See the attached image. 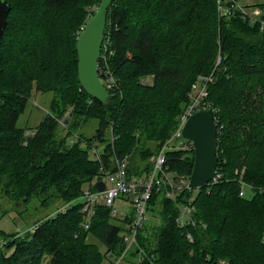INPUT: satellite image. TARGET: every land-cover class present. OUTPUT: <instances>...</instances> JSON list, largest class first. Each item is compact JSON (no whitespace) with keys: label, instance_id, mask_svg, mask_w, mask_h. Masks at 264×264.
Here are the masks:
<instances>
[{"label":"trees","instance_id":"1","mask_svg":"<svg viewBox=\"0 0 264 264\" xmlns=\"http://www.w3.org/2000/svg\"><path fill=\"white\" fill-rule=\"evenodd\" d=\"M6 1L10 10L0 38V194L18 203L43 197V205L58 198L64 205L84 188L95 190L94 176L114 172L115 160L122 158L128 176L145 178L151 157L190 102L197 76L212 73L204 101L217 128L220 178L174 198L154 186L147 212L157 209L161 224L153 240L142 234L144 224L133 254L141 257L139 264H264V108L259 110V103L247 109L261 95L249 101L244 95L257 92V79L264 81L259 61L264 31L234 12L223 21L218 39L210 30L215 0H112L103 35L107 57H101L98 73L105 84L100 68L106 60L116 87L103 105L80 85L76 51L77 37L100 0ZM148 76L152 82L142 83ZM45 92L52 93L48 113L25 134L28 128L17 125L19 114L33 94ZM60 118H68L64 135H57ZM91 119L97 120L92 137L76 133ZM173 147L165 152L168 169L189 177L193 146ZM234 166L244 168L241 181L250 186L245 197L239 195L242 182ZM184 204L193 207L194 223L178 222ZM82 207L80 202L65 212L59 207L39 218L32 232L1 230L0 264H101L107 254L120 256L132 210L117 217L97 204L84 229Z\"/></svg>","mask_w":264,"mask_h":264},{"label":"built area","instance_id":"2","mask_svg":"<svg viewBox=\"0 0 264 264\" xmlns=\"http://www.w3.org/2000/svg\"><path fill=\"white\" fill-rule=\"evenodd\" d=\"M217 5L220 15L224 17H228L234 12H239L240 14H242L246 10V5L240 3L239 0H218ZM256 21H258L256 18L251 17V21L249 22L254 25ZM258 22L260 23L259 28L263 29L264 21L260 20ZM101 48H104L105 50H103L104 55H101L100 50L98 63L101 57L103 59H106L107 57L106 51L108 49V40H105L104 42L102 41ZM104 64L102 65V69L100 68V70L104 72L105 76L104 86L106 87L107 91L110 90L114 93L116 81L113 79V77H111V73H109L110 71H108V69H104ZM211 78L212 73L199 74L197 76L195 82L192 84L191 93L189 94L190 102L180 115L179 126L174 131H172L170 138L166 140L160 151L156 155L151 157L152 169L145 178L137 176H128L126 172V158L116 159V169L114 172H108L103 175H95L93 178L94 184L97 181H102L104 183V188L102 191H99L96 188L95 190H84L80 196L67 202L59 208L58 211L61 210V212H65V210L71 204H74L75 202H80L83 206L82 211L84 212L81 226L84 229H87L89 227L91 217L94 213L95 206L97 204L101 203L105 206L110 207L111 213L116 215L118 213V209L114 207L115 200L120 198L128 201V204H130L132 210V214L130 216V221L126 225L125 231L122 235L125 247L120 256L112 258L111 262L105 259L101 264H119L130 248L138 246L137 233L144 226V221L146 219L147 212V203L151 197L152 189L154 186L158 188H163L165 191V195L169 198H174L186 188L191 189L189 187V177L173 174L168 169V166L166 165L165 152L169 150L172 146H174L173 148L175 149L181 150L191 149L190 145H192V143L181 136V131L187 118L195 110L199 108L210 107L209 104L204 101V97L207 94V83L211 81ZM30 133H33V131L26 130L25 132V134ZM173 139H179V141L178 143H175L170 146V141ZM186 141H188L189 143H187ZM219 178L220 174L215 171L214 177L207 184L215 183L218 181ZM241 184L242 189L240 190L239 195L245 197L248 192L247 189L250 186L246 185L244 182H242ZM192 198L193 197H191V199ZM192 209L193 207L187 206L185 204L180 206V214L177 220L181 225L189 221L194 223L190 217V212ZM201 225L205 226V224L203 223H201ZM35 227L36 224L31 227L28 231L32 232ZM187 238L189 240H192V237L189 233H187ZM140 258L141 257L139 256V260Z\"/></svg>","mask_w":264,"mask_h":264},{"label":"rangeland","instance_id":"3","mask_svg":"<svg viewBox=\"0 0 264 264\" xmlns=\"http://www.w3.org/2000/svg\"><path fill=\"white\" fill-rule=\"evenodd\" d=\"M240 3L245 4V12L240 14L244 20L251 21V17L256 18L258 21H264V0H239ZM216 3V12L217 16L215 19V26L213 25L214 22L212 21L210 30H213V33L215 32L217 34V37L219 39L220 34H224V29L225 26L223 24L224 22H229L228 18L220 15V12L218 11V0H215ZM18 9V8H17ZM221 17H223L225 20H221ZM243 21V20H242ZM256 21L255 26L259 27L260 23ZM229 26V24L227 25ZM260 32L264 31L263 29H259ZM215 34V35H216ZM262 34V33H261ZM218 47H217V53L215 56V60L220 59V46H219V41L217 40ZM264 54V50H262ZM260 52V51H259ZM251 56H254L253 54H250ZM218 56V57H217ZM221 56V55H220ZM246 56H249L247 53ZM260 62H264V60L259 59ZM257 61V62H259ZM216 62V61H215ZM218 63V62H217ZM105 68L104 69H109L107 66V61L104 64ZM246 80L243 79V82ZM259 82L257 84L258 87H255L256 91H251L249 94H244L248 98V101L252 98L254 99L255 95L260 94V98H256L255 101L251 104L248 105L247 109L254 108L256 106H259V103H261L259 110L264 108L262 104L264 105V81L261 80L260 78L257 79ZM142 83H151L152 82V77H144L141 79ZM250 86V85H249ZM256 95V96H257ZM52 97L51 92H45V93H35L33 96H31L25 105L24 110L19 114L18 120H17V125L21 127H26L28 130H33L37 128L44 118V115L48 113V104L49 101ZM262 97V98H261ZM257 100H263V101H257ZM187 106V105H186ZM186 106H184L186 108ZM184 108V109H185ZM184 111V110H183ZM181 111L178 116H177V123L175 125V128L173 131L179 126V119L180 115L182 114ZM70 110H67L65 115H69ZM57 120V119H56ZM68 118L64 121L62 118L59 120V128L57 131V135H64L65 130H63L64 126L67 125ZM97 127V120L96 119H91L84 123L76 133L82 134L84 137H92V135L95 132V128ZM171 135V133H170ZM70 140L75 139L74 134H72L69 138ZM179 139L171 140L170 141V146L178 143ZM161 149V148H160ZM160 151V150H159ZM158 151V152H159ZM157 152V153H158ZM155 153V155L157 154ZM150 157V156H149ZM233 173L239 177L240 182L241 178L243 177L244 174V168L243 167H238L234 166L233 168ZM84 190H87V188H84ZM198 188H193L194 194L197 192ZM45 197V196H44ZM43 198V197H42ZM42 198H32L28 202H16L12 200L11 198L7 196H3L0 194V231L4 232H19V233H24L27 230H30L31 227L35 225V222L41 218L44 217L45 215H52V213L61 207L63 205L62 201L58 198H50L48 199L46 205L42 204ZM130 204H128V201L125 199H116L114 202V207L118 209L117 217H120L121 211L124 212L125 214L128 213V207ZM144 224L146 228L142 230L143 235L147 234H152L151 240L155 238L156 233L158 232V227L161 224V219L160 215L158 214V210L154 209L148 212H146V220L144 221ZM89 241L94 242L95 244L100 245V242L89 236L88 238ZM104 247L101 245V249ZM139 254H133V248H130L128 252L125 254L124 258L120 261L119 264H139ZM221 263H223V260H221Z\"/></svg>","mask_w":264,"mask_h":264},{"label":"water","instance_id":"4","mask_svg":"<svg viewBox=\"0 0 264 264\" xmlns=\"http://www.w3.org/2000/svg\"><path fill=\"white\" fill-rule=\"evenodd\" d=\"M112 0H100L94 13L84 24L76 41L77 76L82 88L103 105L109 100V94L98 73V60L106 26L107 9ZM10 6L6 0H0V38L6 25ZM181 136L193 145L194 161L189 176V187L199 188L213 177L217 165V128L213 110L210 107L199 108L187 118ZM95 188L102 191L104 183L97 181Z\"/></svg>","mask_w":264,"mask_h":264},{"label":"crops","instance_id":"5","mask_svg":"<svg viewBox=\"0 0 264 264\" xmlns=\"http://www.w3.org/2000/svg\"><path fill=\"white\" fill-rule=\"evenodd\" d=\"M130 212H131V207L129 206L128 207V213H130ZM121 215H125V213L122 212ZM102 250H104V248ZM108 256H109V254L106 255V260L109 261V262H111L112 261V258H109Z\"/></svg>","mask_w":264,"mask_h":264}]
</instances>
